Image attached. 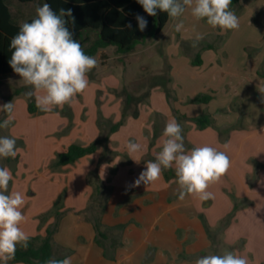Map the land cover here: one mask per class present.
Segmentation results:
<instances>
[{
	"label": "crops",
	"instance_id": "crops-1",
	"mask_svg": "<svg viewBox=\"0 0 264 264\" xmlns=\"http://www.w3.org/2000/svg\"><path fill=\"white\" fill-rule=\"evenodd\" d=\"M8 3L20 25L35 18L41 6L39 1ZM230 8L239 19L238 29L212 28L186 9L176 20L170 18L157 37L136 47L141 61L146 52L152 67L158 62L167 69V75L157 74L160 84H153L137 105V118L129 110L124 119L123 96L107 91L101 95L92 79L88 89L67 105L70 120L62 124L56 114L31 115L27 102L14 98L13 125L0 128L20 149L15 158H0L1 166L13 174L9 191L22 192L17 184L23 173L31 179L44 178L51 186L44 203L22 209L27 219L21 227L30 239L43 238L59 210L63 216L54 236V257L71 251L66 257L72 264H195L198 258L215 254L219 246L235 248L249 264H264V106L256 103L264 93V0H240ZM180 21L184 28L176 32L174 24ZM243 30L251 40L234 45L232 37L243 35ZM197 34L203 39L197 41ZM228 34L231 39L217 46L218 39ZM146 68L147 64L141 69ZM165 77L170 97L161 86ZM19 78L15 73L2 80L0 105L12 95L3 91L4 83ZM121 84L118 81V88ZM205 97L210 101H199ZM4 115L0 112V119ZM203 116L210 117L211 126L200 129L195 120ZM172 119L182 126L186 150L208 145L230 157L229 171L208 189L212 199L187 195L181 201L174 167L162 169L154 183L130 187L161 151L163 130ZM122 120L96 153L70 166L52 167L71 145L97 143ZM52 134L57 135L49 138ZM128 141L140 143L142 151L130 157ZM98 177L106 189L103 246L96 241L91 209ZM64 190L65 201L56 209Z\"/></svg>",
	"mask_w": 264,
	"mask_h": 264
},
{
	"label": "clouds",
	"instance_id": "clouds-1",
	"mask_svg": "<svg viewBox=\"0 0 264 264\" xmlns=\"http://www.w3.org/2000/svg\"><path fill=\"white\" fill-rule=\"evenodd\" d=\"M149 16H156L157 9L176 20L186 9L197 20H206L212 28L222 31L239 28V19L230 6L232 0H137ZM71 9H60L57 14L50 4L37 7L36 17L31 22L22 23L19 31L9 42L12 51L10 67L30 87L25 95L35 98L36 107L42 112L70 105L78 94L89 86L88 73L97 66V60L87 55L80 42L73 39V33L66 26ZM140 31H144L148 21L136 16ZM125 27L131 28L129 22ZM184 28L183 21L174 24L176 32ZM201 34L196 40H202ZM195 46V45H194ZM0 112L6 119L0 128H7L13 121L14 104L0 105ZM182 126L175 119L168 121L163 130L162 149L154 161H148L146 168L130 187L141 183L149 185L160 179L162 169L175 168L179 199L195 195L201 201L213 198L209 187L218 183L231 167L230 157L215 147L204 145L186 150ZM227 147V145H225ZM126 148L129 156L142 151V145L128 141ZM20 151L16 140L7 136L0 137V158H15ZM139 162V159H134ZM13 174L8 167L0 166V262L9 264L15 259L17 246L27 249L30 237L21 227L26 222L22 212L25 194L9 191ZM45 264H72L71 257L51 258ZM195 264H249L247 257L232 251L224 254H208L195 261Z\"/></svg>",
	"mask_w": 264,
	"mask_h": 264
},
{
	"label": "trees",
	"instance_id": "trees-1",
	"mask_svg": "<svg viewBox=\"0 0 264 264\" xmlns=\"http://www.w3.org/2000/svg\"><path fill=\"white\" fill-rule=\"evenodd\" d=\"M20 4L28 5L32 3H48L54 11L59 13L60 9H71L74 21L70 17H65L68 20L66 25L73 33V39L78 40L84 52L92 57H96L102 50L109 47H115L118 54L125 55L132 53L136 47L143 44L148 38L157 37L165 28L170 20L168 14L157 9L156 16H149L137 0H15ZM240 0H232L231 6H235ZM143 16L147 21V27L144 31H140L136 16ZM34 18L28 20L31 22ZM131 23V28L125 27ZM20 24L15 21L11 14V8L8 0H0V87L2 80L12 74H15L10 67L9 61L11 59L12 51L9 48V42L13 36L19 31ZM200 64L201 61L199 60ZM169 80L165 77L161 86L164 88L168 97H170V90L167 88ZM30 87H23L16 89L12 95L6 98V103L13 102L14 98L22 93L30 91ZM125 93V91H124ZM28 98V97H27ZM29 99V112L31 115L41 112L36 107L35 98ZM138 100V99H136ZM132 97L126 99L123 118L127 116L131 106L136 102ZM199 101L208 102L210 97H205ZM139 102V101H137ZM132 116L137 118L139 112L137 110L132 112ZM6 119L5 115L0 119V123ZM198 128L205 129L211 126V119L209 116H203L195 120ZM123 125V120L115 124L109 130L107 136L103 137L97 143L89 146H82L78 144L71 145L68 150L60 154L52 167H65L78 162L79 160L90 156L98 151L100 146H106L109 141V135L116 132ZM169 179V175L167 174ZM90 184L93 185V180L90 178ZM96 192L92 196L94 203H99L104 200L103 189L105 186L98 177L96 179ZM61 199V198H60ZM56 202V209L59 207V201ZM105 204L101 207L92 205V220L96 230L98 244L103 246L101 239L106 237L103 231L102 216L105 212ZM63 214L59 210L55 213V221L46 230V235L43 238L30 239L27 249L17 246L15 259L11 263L23 264H45L48 259L54 257V236L58 231L60 221ZM122 228V227H121ZM71 251H67L68 255ZM66 255L56 259H63Z\"/></svg>",
	"mask_w": 264,
	"mask_h": 264
},
{
	"label": "rangeland",
	"instance_id": "rangeland-1",
	"mask_svg": "<svg viewBox=\"0 0 264 264\" xmlns=\"http://www.w3.org/2000/svg\"><path fill=\"white\" fill-rule=\"evenodd\" d=\"M231 36H232V34H228L227 37L219 38L218 43H216V45L218 46L222 42H225L227 39H231L230 38ZM249 40H251V38L249 39L245 36L244 30H243V35H242V33L241 34L238 33L237 36L232 37V41H233L234 45H238V44L242 45ZM150 41H151V39H149V42ZM136 51H140V49L135 50L133 53L126 54V55L118 54L117 49L115 47H109L105 50H102L96 57H94L97 60V66L95 68H93L87 74L88 80H90V79L95 80L96 83L101 87L99 90V93L101 95L105 91H107L109 93L110 92H113V93L119 92L124 98V101H123L124 107H125L126 99L128 97H132L135 100L138 99L131 106V113L134 110L138 111L137 105L140 102L144 101L142 99L146 97V95L150 91L152 85L159 83V81L156 80L158 77L157 74L162 73L163 75H167L166 65L161 66V65H158V62H155V65L152 67L151 65L153 62L151 63L152 58L150 61L149 54L144 52V60L141 61L143 55L141 53L137 54ZM140 58H141V60H140ZM145 64H147L148 68H146L143 71L141 68H143V66ZM118 81L122 82V84L120 85L119 88H118ZM4 84L5 85H4L3 91L7 94H13L16 89H21L23 87H29V86H26L24 84L22 78L21 79L20 78L14 79V80L10 79ZM124 91H125V93H124ZM261 94H263L261 96V98H259L258 101H256V103H258V106H264V93L262 92ZM78 95H81V94H78ZM78 95L75 97V99L79 98ZM136 95H139V98L135 97ZM18 96H20L19 97L20 99L27 102L28 111H29V99L27 98L25 93H22ZM16 101H17V99H14L13 104ZM137 101H139V102H137ZM67 105L68 104L64 105L62 109L61 108H55L51 112H42L41 111L38 114H35L33 116L42 117V116L46 115L47 113L56 114L57 117H59V124L60 123L62 124L64 120H70V116L68 115V112H67V109H68ZM19 117H21L20 114H19ZM11 125H13V123H11L9 126H11ZM67 129H68V127L65 128L63 131H61L60 133H58V136L60 137L61 135L66 134ZM56 135L57 134H52V136H50L49 138H55ZM4 136L8 137V133H7L6 129H5V131H3V130L0 131V137H4ZM263 136H264V134H263ZM18 140L22 141L23 139L22 140L18 139ZM1 162H0V166L2 165ZM30 171H31V169H30ZM42 171H44V169ZM27 176L28 175H25L23 173V179L19 182V184H17V187L22 189V193L25 191L24 193H25V198H26V203H27V204L25 203V205H27V207H37V205L40 206L41 203H44V201L49 197V192L51 191V188H50L51 186L47 185L45 183L46 181L44 178L39 180V179H36V177H34V179H31ZM105 191H106V189H105ZM29 193H33V195L29 196L28 195ZM65 198H66V191L64 190L57 199V200L60 199L59 204L62 201L64 202ZM101 205H103L102 201L95 204V207H101ZM55 206H56V204H55ZM240 246H241V244L237 245L236 248H238V247L240 248ZM234 249H231V248L228 249L226 247L219 246L217 248V251L215 252V254L222 255V254H224L225 251H232V252L236 253V251Z\"/></svg>",
	"mask_w": 264,
	"mask_h": 264
}]
</instances>
